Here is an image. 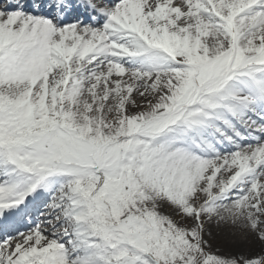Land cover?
Listing matches in <instances>:
<instances>
[{"label": "rangeland", "instance_id": "obj_1", "mask_svg": "<svg viewBox=\"0 0 264 264\" xmlns=\"http://www.w3.org/2000/svg\"><path fill=\"white\" fill-rule=\"evenodd\" d=\"M207 1L209 0H205ZM150 3V0H141L132 7H125L123 13L118 11L113 14L112 23L108 24L104 32H100L102 36H106L105 43L109 46L105 66L102 68L110 69L114 65L125 71L141 74L142 70L132 68L126 63L129 59L137 57L138 52H124L123 43L135 42L141 46L140 50L156 48V61L159 63L147 66L148 73H154L155 76L151 80L154 86L147 88L149 96L146 99L149 101L150 97H155V89L161 84L167 85L165 78L167 82H171V77L176 71L186 69L192 88L180 94L182 98L174 107L169 103L159 110L168 118L179 106L186 103L193 105L191 115L182 116L176 123L182 131L181 125L188 122L195 111L199 112L203 116L198 118L197 127L193 130L198 132L202 125L208 124V121L205 123L203 120H208L216 114L220 116V110L215 111L216 107L233 109L236 103L245 101L246 94L240 90L241 78L236 77V73L228 76L230 72L240 70L243 74L242 71L256 65L254 70L258 75L264 76V70H261L264 67V58L259 60L253 57L254 54L264 52V14L258 13L264 10L263 4H258V8L247 4L257 12L253 18L239 15L242 18L239 21L243 22H236L238 15L229 14L228 11L223 16L214 15V20L222 26L220 33H225L223 42L226 61L219 64L218 81L225 82L226 87L232 88L233 96L237 97V102L232 103L225 102L227 98L222 96V93L215 92L214 88L203 94L201 102L195 101L199 89L209 86V77L199 76L197 65L178 59L173 51L163 45L165 13L158 9L151 11L148 6ZM205 17H210L208 11ZM156 19L159 22L156 23ZM188 22L192 23L190 29L194 31L199 27L195 20ZM142 24L149 31L148 35L142 33ZM154 32L161 38V43H153L150 40V34L152 36ZM22 36L15 37V48H0L3 49L0 50V93L6 86L16 94L15 88L18 84H25L20 92L21 99L11 97L4 99V103L0 98V163L7 164L3 172L13 176L12 182L15 186L34 181L38 174L42 177L55 176V193L60 191L72 206L60 210L59 205H56L49 210H55L53 219L57 220L55 227H52L57 230L52 234L46 227H39L37 223L17 234H24L33 229V232L40 233L41 237L43 235L52 238L59 245L58 251L66 247L67 259L83 258L90 254L88 247L94 242L105 241L108 248L105 256L111 259V264H264V244L261 255L255 262L234 260L232 257L218 254L208 246L199 231L209 216L202 212V216L198 217L197 189L199 188V193L203 186L201 181L197 184L191 183L190 178L192 160L199 155L183 147L181 142L183 145L188 142L180 135H173L171 131L160 137L156 136L163 125L156 130L141 127L140 110L130 101H126L128 95H132L129 74L121 76V79H126V84L122 83L119 89H125L123 86L127 89L115 102L102 96L106 101L101 102L98 98L91 97L98 88V82H94L90 87L91 96L83 97L75 91L66 94L64 85L69 79L68 69L65 67L66 62L62 64L63 61L55 54L61 37L60 40L54 37L47 45L53 50L44 53L46 60L40 66L42 72H37L32 64L34 58L44 49L37 46L36 42L29 41L26 50L21 43ZM248 39L252 50L244 52L243 45L248 43ZM16 51L20 53L16 55ZM80 53L83 54V51ZM120 58H126L127 61H119ZM140 63L143 64L142 60ZM21 70L30 72L20 78ZM71 81L75 82L72 79ZM54 83H59L60 87L55 88ZM63 97L70 98V111H66L67 102L64 105ZM202 118L204 119L201 120ZM116 124L121 133L113 142H106L100 131ZM139 132L147 135L129 139ZM186 134L184 131V135ZM206 178H214V174ZM6 185H10V182H0V186L4 188L0 190V195L5 189L10 190ZM250 186L253 187V184ZM252 190L256 192V187ZM209 199L206 196L205 201L208 202ZM151 200L161 203L172 212L168 223L156 224L151 219ZM245 201L248 204L247 199ZM244 205L245 202L242 208L247 209L251 217L257 218L259 224L262 223L263 198H252L249 205ZM188 206L192 208L187 209ZM45 211L43 216L47 215ZM59 213L61 216H58ZM70 216L76 225L68 232L59 220ZM85 229L90 240L67 242L68 237ZM105 229L108 230L107 233ZM60 233L64 235L55 239ZM16 235H13L9 242V253L14 254V259L6 257L5 264H16L13 260L17 258L22 264H26L27 258L30 257L19 251L20 240Z\"/></svg>", "mask_w": 264, "mask_h": 264}, {"label": "bare ground", "instance_id": "obj_2", "mask_svg": "<svg viewBox=\"0 0 264 264\" xmlns=\"http://www.w3.org/2000/svg\"><path fill=\"white\" fill-rule=\"evenodd\" d=\"M134 1L136 0H125L123 2L124 4L126 2L131 4ZM151 1L152 3L148 5L151 11L153 9H158L162 11V13H165L163 20L165 23L163 45L173 51L178 59L197 65L199 76L205 75L209 77L207 78L210 81L209 86L202 87L200 92L196 94L197 97H195V101L201 102L202 96L205 95L204 93L213 88H215V92H220L223 96L233 97V91L226 87L225 84H220L218 81V74L220 72L219 64L226 61L223 42V40L225 41V33H220L222 26L218 25V22L214 20V15L223 16L226 15V11H228L229 14L236 15L238 6L241 5L244 7L247 2L242 3V0H227L226 2L223 0H209L207 2H205V0ZM250 2L256 3L257 0H250ZM259 2L264 4V0L258 1V3ZM253 6L255 7V5ZM122 10H124V8H122ZM207 11L210 13V17H205ZM213 12H216V14ZM258 13L262 15L264 14V10ZM239 19L242 20L240 16H237L235 21L243 22L239 21ZM194 20L199 24L196 31L190 29L192 23L188 22H194ZM29 21L30 20L27 18L14 12H0V40L2 35H5V39L2 43L6 45L8 42L10 43L13 36L23 34L24 27L26 26H28V32L30 33L29 37L36 35L40 42H46L48 38L57 35L58 32L62 35L65 34L66 41L72 46L73 50L85 46L86 41L90 42L87 48L90 47V44H92V39L90 37L95 35V31H88L83 28L71 26L63 27L59 29L60 31H53L49 29L51 26L46 22L36 21L34 24H29ZM155 21L156 23L159 22L157 19ZM141 28L142 33H149L143 24ZM239 29L241 30V28ZM250 36L251 35H249V37ZM150 40L153 43H161V38H159L156 32L152 33V36L150 34ZM247 42L246 45H243L244 52L249 49L252 50L249 46L250 40L248 39ZM64 48L67 49L69 46L66 47L65 45ZM123 48L126 49V47ZM138 49H140V47L135 42H127L128 51L136 52ZM86 51H88V55L85 57L79 55L78 52L73 53L66 63V68H68L67 73L71 74L64 85V92H66V94L75 91L78 95L83 97L87 95L91 96L90 87H92L94 82H98V88L95 89L94 95L91 97H96L98 98L97 100L101 102L106 100L115 102L124 94V90L127 89L125 86H123L125 89H119L120 85H123L122 83L126 84V79H121V76L129 74L131 78L129 88L131 89L132 95H128L126 101H130L135 105V108L140 110L141 127L144 129L156 130L159 126L163 125L161 128L162 131L156 135L160 137L165 135L164 133L168 130L177 128L178 125L176 121L182 116L191 115L190 111L194 107L189 103L179 106L176 111L169 114L168 118H165L164 114H162V110H159L168 106L169 103H172V107H174L177 101L182 98L180 94L192 88V82L186 69L176 71L174 76L171 77V82H167V78H165L164 81H166L169 87L162 84L158 88L155 87V97H150V100L147 101L146 97L149 96L147 88L154 86V84L151 83L152 78L155 76L154 73H148L146 70H143L145 73H143V75H138L129 70L125 71L117 67H112L111 69L108 67L104 69L102 67L97 68L103 65L105 61V49L96 47V49L88 48ZM39 56V62H42L45 57L42 54ZM89 56L95 58V61L86 66ZM253 57L262 60L264 58V52L259 55L254 54ZM32 65L37 72H42L37 61ZM28 72L30 71L21 70L19 77L23 78L25 73ZM232 73L233 72H231V74ZM231 74H229V76ZM71 79L75 82H72ZM76 80L78 81L76 82ZM87 81L89 82L87 83ZM91 82L92 84H90ZM54 86L55 88H59L60 84L54 83ZM24 87L25 84H18V87L15 88L16 94H14L11 88L4 86L5 89L1 90L0 98L4 103V99L11 97H20L21 99L22 94H20V92ZM101 96L106 97V100H103ZM69 99V97H63L64 105L67 102L66 111L72 109V106H69L71 105ZM72 114L74 115V113ZM198 114L200 113L195 111L191 118L196 120ZM129 132L130 131H127V133ZM120 133L121 129L117 124L115 126H107L100 131L102 138L106 142H113ZM144 135L147 134L139 132L129 137V139ZM215 153V151L213 153H208L209 155L207 157L210 156L209 158H193L192 160L191 183L197 184L201 181L200 184L203 186H200L202 190L198 193L199 188L197 185H194L195 188H198V217L202 216V212L209 214L207 218L208 221L199 229L200 234L208 246L218 254L232 257L234 260L242 262H255L260 257L263 247L262 244H264V220L259 224L257 218L251 217L248 210L242 208V205L244 202V206L249 205L252 198L256 199L258 197L264 200V140L247 149L239 146L237 149L228 151L222 157L215 156ZM0 167H2V163ZM212 174H214V178H206L208 176L210 177ZM259 176H262V178H259ZM2 178L0 174V179ZM251 184H253L254 188L256 187V192H253V187L250 186ZM206 196L210 198L208 202L205 201ZM246 199L248 204L245 201ZM151 202V219L154 220L156 224L168 223L172 212L157 201L151 200ZM56 205H59L60 210H65L67 207L72 206L69 199L64 198V195L60 191L53 197L49 208ZM191 208V206L187 207V209ZM208 209H210L209 212ZM49 210H47V215L45 217H38L37 219H33V221L39 224V227H46L49 233L52 234L55 232L54 230H57V228L54 230L52 229V227H55L57 220L53 219L55 210ZM58 216H61V214L59 213ZM185 216L188 217L187 215ZM59 221L62 226L68 229V232L76 225L71 216L60 219ZM33 231L34 230L31 229V231H26L24 234L20 233L16 235V238L20 240V243H18L20 245L19 251H23L26 255H30L26 260V264H111V259L105 256L108 250L105 241L94 242L93 245L88 247L90 254L83 256V258L76 257L74 259H67L68 250L66 247L58 251L57 247H59V245H57L52 238L43 235L41 237L40 233ZM104 231L107 233L108 230L105 229ZM88 234V231L85 229L83 232H78L68 237L67 242H78L79 240L81 241V239L90 240ZM63 235V233H60L55 239H59ZM9 242L10 239H4L0 244V264H5L6 257L14 259V254L9 253ZM1 258L3 260H1ZM13 261H15L16 264H22L19 258Z\"/></svg>", "mask_w": 264, "mask_h": 264}]
</instances>
